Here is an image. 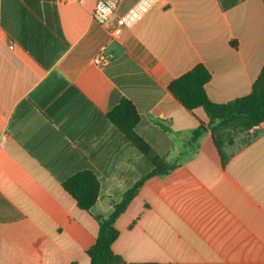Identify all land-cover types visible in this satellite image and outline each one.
<instances>
[{
  "label": "crops",
  "instance_id": "crops-1",
  "mask_svg": "<svg viewBox=\"0 0 264 264\" xmlns=\"http://www.w3.org/2000/svg\"><path fill=\"white\" fill-rule=\"evenodd\" d=\"M96 1L44 0L69 43L46 70L2 26L0 0V264L90 263L96 216L150 169L108 118L122 99L152 148L182 162L147 179L118 218L112 249L124 264H264V123L223 166L210 132L197 154L186 145L205 111L168 91L202 63L212 102L248 95L264 65V0L226 11L218 0H166L118 38L94 19ZM136 2L123 0L117 15ZM82 170L101 183L90 212L62 187Z\"/></svg>",
  "mask_w": 264,
  "mask_h": 264
},
{
  "label": "trees",
  "instance_id": "trees-1",
  "mask_svg": "<svg viewBox=\"0 0 264 264\" xmlns=\"http://www.w3.org/2000/svg\"><path fill=\"white\" fill-rule=\"evenodd\" d=\"M244 0H218L226 11ZM46 7V5H45ZM1 23L4 29L18 38L24 50L43 68L50 69L69 43L55 21L44 0H2ZM19 17V31L15 23ZM212 74L202 63L197 64L184 75L173 80L168 91L188 111L202 108L208 116V122L189 133L186 145L197 154L200 140L210 132L217 148L222 165L225 166L240 150L252 143L260 134L257 127L264 123V65L255 80L251 92L227 103L212 102L206 92V85ZM109 120L118 128L130 143L143 153L150 164L140 178L124 193L122 200L115 203L107 216H96L99 232L95 243L87 250L89 264H124V259L116 254L112 246L120 232L116 228L118 218L126 212L138 195L144 182L150 177L165 176L182 162L171 161L158 154L140 133L141 115L128 99L118 103L112 101L108 113ZM64 190L76 201L78 207L90 212L101 195V183L91 170H82L62 183ZM70 264H80L72 262Z\"/></svg>",
  "mask_w": 264,
  "mask_h": 264
},
{
  "label": "built area",
  "instance_id": "built-area-1",
  "mask_svg": "<svg viewBox=\"0 0 264 264\" xmlns=\"http://www.w3.org/2000/svg\"><path fill=\"white\" fill-rule=\"evenodd\" d=\"M83 1V0H73ZM123 0H97L93 9V17L102 24H110L112 27L111 34L118 38L124 29L133 28L140 22L152 8L166 0H137L122 15H117ZM105 61L102 57L94 59L96 64H103Z\"/></svg>",
  "mask_w": 264,
  "mask_h": 264
},
{
  "label": "rangeland",
  "instance_id": "rangeland-1",
  "mask_svg": "<svg viewBox=\"0 0 264 264\" xmlns=\"http://www.w3.org/2000/svg\"><path fill=\"white\" fill-rule=\"evenodd\" d=\"M175 160H176V159H174V158L171 159L172 162L175 161Z\"/></svg>",
  "mask_w": 264,
  "mask_h": 264
}]
</instances>
